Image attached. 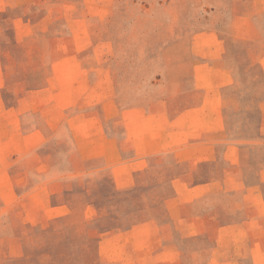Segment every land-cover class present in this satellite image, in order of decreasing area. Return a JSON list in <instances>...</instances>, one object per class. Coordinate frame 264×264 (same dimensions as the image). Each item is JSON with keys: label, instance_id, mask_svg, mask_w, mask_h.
<instances>
[{"label": "rangeland", "instance_id": "1", "mask_svg": "<svg viewBox=\"0 0 264 264\" xmlns=\"http://www.w3.org/2000/svg\"><path fill=\"white\" fill-rule=\"evenodd\" d=\"M0 264H264V0H0Z\"/></svg>", "mask_w": 264, "mask_h": 264}]
</instances>
